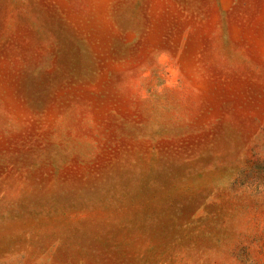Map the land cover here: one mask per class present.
<instances>
[{
    "label": "rangeland",
    "instance_id": "rangeland-1",
    "mask_svg": "<svg viewBox=\"0 0 264 264\" xmlns=\"http://www.w3.org/2000/svg\"><path fill=\"white\" fill-rule=\"evenodd\" d=\"M0 264H264V0H0Z\"/></svg>",
    "mask_w": 264,
    "mask_h": 264
}]
</instances>
